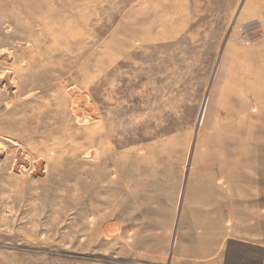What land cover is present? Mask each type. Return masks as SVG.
Wrapping results in <instances>:
<instances>
[{
    "label": "rangeland",
    "instance_id": "rangeland-1",
    "mask_svg": "<svg viewBox=\"0 0 264 264\" xmlns=\"http://www.w3.org/2000/svg\"><path fill=\"white\" fill-rule=\"evenodd\" d=\"M0 264H264V0H0Z\"/></svg>",
    "mask_w": 264,
    "mask_h": 264
},
{
    "label": "built area",
    "instance_id": "built-area-1",
    "mask_svg": "<svg viewBox=\"0 0 264 264\" xmlns=\"http://www.w3.org/2000/svg\"><path fill=\"white\" fill-rule=\"evenodd\" d=\"M240 34L242 40L251 42L260 37L261 28L257 21H253L247 24H244L240 28Z\"/></svg>",
    "mask_w": 264,
    "mask_h": 264
},
{
    "label": "bare ground",
    "instance_id": "bare-ground-1",
    "mask_svg": "<svg viewBox=\"0 0 264 264\" xmlns=\"http://www.w3.org/2000/svg\"><path fill=\"white\" fill-rule=\"evenodd\" d=\"M65 16H66V15H65ZM250 18H251V17H250ZM243 20H244V19H243ZM261 27H262V26H261ZM59 31H61V30H59ZM66 31H67V30H66ZM64 32H65V31H64ZM62 33H63V32H62ZM67 33H69V32H67ZM57 34H59V33H57ZM57 34H54V36L57 35ZM59 35H60V34H59ZM54 36H53V37H54ZM58 37H60V36H58ZM61 37H62V36H61ZM34 47H35V46H34ZM238 86H240V85H238ZM134 122H135V120H134Z\"/></svg>",
    "mask_w": 264,
    "mask_h": 264
}]
</instances>
